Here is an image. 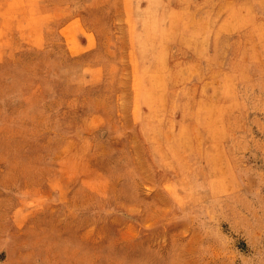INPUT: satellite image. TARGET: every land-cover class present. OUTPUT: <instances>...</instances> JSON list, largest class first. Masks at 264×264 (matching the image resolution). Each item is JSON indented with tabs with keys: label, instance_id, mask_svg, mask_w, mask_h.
I'll list each match as a JSON object with an SVG mask.
<instances>
[{
	"label": "rangeland",
	"instance_id": "rangeland-1",
	"mask_svg": "<svg viewBox=\"0 0 264 264\" xmlns=\"http://www.w3.org/2000/svg\"><path fill=\"white\" fill-rule=\"evenodd\" d=\"M0 264H264V0H0Z\"/></svg>",
	"mask_w": 264,
	"mask_h": 264
}]
</instances>
